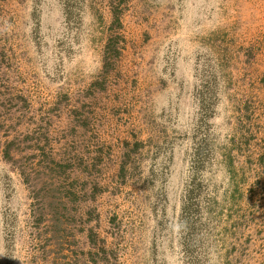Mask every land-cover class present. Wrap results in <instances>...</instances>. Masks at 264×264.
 <instances>
[{
    "label": "rangeland",
    "instance_id": "1",
    "mask_svg": "<svg viewBox=\"0 0 264 264\" xmlns=\"http://www.w3.org/2000/svg\"><path fill=\"white\" fill-rule=\"evenodd\" d=\"M0 264H264V0H0Z\"/></svg>",
    "mask_w": 264,
    "mask_h": 264
}]
</instances>
